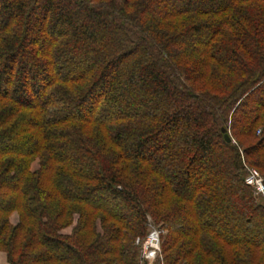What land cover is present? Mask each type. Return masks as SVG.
I'll return each mask as SVG.
<instances>
[{"label": "trees", "instance_id": "obj_1", "mask_svg": "<svg viewBox=\"0 0 264 264\" xmlns=\"http://www.w3.org/2000/svg\"><path fill=\"white\" fill-rule=\"evenodd\" d=\"M0 17L8 264H139L149 219L164 264H264L246 182L264 181V0H0Z\"/></svg>", "mask_w": 264, "mask_h": 264}, {"label": "built area", "instance_id": "obj_2", "mask_svg": "<svg viewBox=\"0 0 264 264\" xmlns=\"http://www.w3.org/2000/svg\"><path fill=\"white\" fill-rule=\"evenodd\" d=\"M247 184L253 186L256 192L264 194V183L257 170L248 168ZM163 231L153 227L144 241L137 240L141 246L139 264H157L161 253V236Z\"/></svg>", "mask_w": 264, "mask_h": 264}, {"label": "rangeland", "instance_id": "obj_3", "mask_svg": "<svg viewBox=\"0 0 264 264\" xmlns=\"http://www.w3.org/2000/svg\"><path fill=\"white\" fill-rule=\"evenodd\" d=\"M0 19H2V17H0ZM53 68H55V67H53ZM35 97H36V95L34 94V92L30 91V97H29V99H31V101H33V100L35 99ZM260 133H261V132L257 133V135H260ZM229 135H230V134H229ZM13 146H14V147H20V148L30 147L29 144L27 143V141H24V140H20V141H19V139L13 143ZM38 166H39L38 162H35V163L32 165V169L35 171V170L38 169ZM248 168L255 169V168H252V167H248ZM255 170H257V169H255ZM257 171H258V173L260 174L261 178L263 179V177H262L260 171H259V170H257ZM263 183H264V181H263ZM255 195L257 196V200H258L259 202H261V201L259 200L261 197L264 198V194H260V193L256 192ZM260 196H261V197H260ZM261 200H262V199H261ZM18 221H19V216H18V214H17V213L13 214L12 217H11V224H12V225H15V224L18 223ZM213 223H215V224H220V223H221V217H220V216H216V217L214 218V222H213ZM153 227L158 228V227L154 224L153 220H152V219H149V228H148L149 231H150L151 228H153ZM73 228H74V226L69 227L68 229H66V230L64 231V234H66V235H72V233H73ZM227 230H228V229H226V231H227ZM230 230H231V229H229L228 232H229ZM162 231H163V230H162ZM226 231H225V232H226ZM231 231H232V230H231ZM232 233H233V231H232ZM163 234H166V232L163 231ZM0 253H3V252H0ZM3 254H4V253H3ZM2 258H3V259L0 260V264H6V254H4V257H2ZM4 258H5V259H4ZM163 261H164V260H163V256H162V247H161V253H160V255H159V258H158V262H157V264H164Z\"/></svg>", "mask_w": 264, "mask_h": 264}, {"label": "water", "instance_id": "obj_4", "mask_svg": "<svg viewBox=\"0 0 264 264\" xmlns=\"http://www.w3.org/2000/svg\"><path fill=\"white\" fill-rule=\"evenodd\" d=\"M222 131H223V134H224L225 140H226L227 142L230 143V142L232 141V139H231L229 133L227 132L226 129H223Z\"/></svg>", "mask_w": 264, "mask_h": 264}, {"label": "crops", "instance_id": "obj_5", "mask_svg": "<svg viewBox=\"0 0 264 264\" xmlns=\"http://www.w3.org/2000/svg\"><path fill=\"white\" fill-rule=\"evenodd\" d=\"M2 257H4V254H3V253H0V260L3 259ZM4 259H5V258H4ZM6 264H8L7 261H6Z\"/></svg>", "mask_w": 264, "mask_h": 264}]
</instances>
